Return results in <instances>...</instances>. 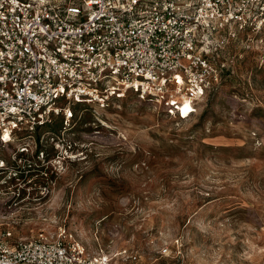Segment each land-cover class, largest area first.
Returning <instances> with one entry per match:
<instances>
[{"label":"rangeland","instance_id":"374dc122","mask_svg":"<svg viewBox=\"0 0 264 264\" xmlns=\"http://www.w3.org/2000/svg\"><path fill=\"white\" fill-rule=\"evenodd\" d=\"M212 58L221 82L183 116L128 94L0 148V231L138 256L113 264H264V49Z\"/></svg>","mask_w":264,"mask_h":264},{"label":"built area","instance_id":"2783aa9c","mask_svg":"<svg viewBox=\"0 0 264 264\" xmlns=\"http://www.w3.org/2000/svg\"><path fill=\"white\" fill-rule=\"evenodd\" d=\"M236 42L264 49V0H0V148L55 116L68 121L75 105L128 94L183 116L220 84L212 56ZM115 258L138 256L91 253L63 230L13 242L0 231V264Z\"/></svg>","mask_w":264,"mask_h":264},{"label":"trees","instance_id":"16d2710c","mask_svg":"<svg viewBox=\"0 0 264 264\" xmlns=\"http://www.w3.org/2000/svg\"><path fill=\"white\" fill-rule=\"evenodd\" d=\"M75 107V106H74ZM73 110V109H72ZM72 116H73V111H72Z\"/></svg>","mask_w":264,"mask_h":264},{"label":"bare ground","instance_id":"6f19581e","mask_svg":"<svg viewBox=\"0 0 264 264\" xmlns=\"http://www.w3.org/2000/svg\"><path fill=\"white\" fill-rule=\"evenodd\" d=\"M0 167H2V165L0 164Z\"/></svg>","mask_w":264,"mask_h":264}]
</instances>
